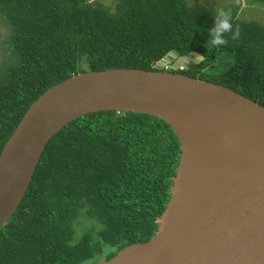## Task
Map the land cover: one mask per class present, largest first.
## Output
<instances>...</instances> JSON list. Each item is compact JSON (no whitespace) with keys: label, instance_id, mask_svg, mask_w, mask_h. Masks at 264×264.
Returning <instances> with one entry per match:
<instances>
[{"label":"trees","instance_id":"16d2710c","mask_svg":"<svg viewBox=\"0 0 264 264\" xmlns=\"http://www.w3.org/2000/svg\"><path fill=\"white\" fill-rule=\"evenodd\" d=\"M222 10L230 20L187 0H116L113 9L98 0H0L9 30L0 65V154L48 88L79 73L155 70L170 52L203 57L177 73L264 107V24L243 19L237 8ZM218 18L231 28L220 33L226 43L213 47L207 42ZM179 155L176 135L157 117L100 111L68 123L0 227V264H97L147 242L170 199Z\"/></svg>","mask_w":264,"mask_h":264},{"label":"water","instance_id":"95a60500","mask_svg":"<svg viewBox=\"0 0 264 264\" xmlns=\"http://www.w3.org/2000/svg\"><path fill=\"white\" fill-rule=\"evenodd\" d=\"M198 55L170 52L149 71L79 73L41 94L0 154V227L56 133L90 113L132 112L170 126L180 144L176 174L154 235L97 264H264V107L176 72Z\"/></svg>","mask_w":264,"mask_h":264},{"label":"rangeland","instance_id":"374dc122","mask_svg":"<svg viewBox=\"0 0 264 264\" xmlns=\"http://www.w3.org/2000/svg\"><path fill=\"white\" fill-rule=\"evenodd\" d=\"M116 0H98V2L106 7L113 9ZM190 5H199L206 8L212 13H217L225 7H234L238 9L239 15L243 19L256 20L264 24V5L254 6L248 0H187ZM9 36L7 25L0 17V65L5 54L4 42ZM172 64V63H171ZM169 66V65H168Z\"/></svg>","mask_w":264,"mask_h":264},{"label":"clouds","instance_id":"9594fccd","mask_svg":"<svg viewBox=\"0 0 264 264\" xmlns=\"http://www.w3.org/2000/svg\"><path fill=\"white\" fill-rule=\"evenodd\" d=\"M218 13H222L225 16V18H227L229 20L231 19V13L230 12L220 10ZM230 28H231V25L226 26V25L222 24L218 18L216 20V27L210 30V37L211 38L209 39V41L207 43L211 44L213 47L225 44L226 41L224 39H221L220 33L229 31ZM237 35H238V31L236 32L235 35H233L232 38L235 39ZM200 56H202V55L196 56L195 59L199 58ZM166 67H168V66H166Z\"/></svg>","mask_w":264,"mask_h":264}]
</instances>
